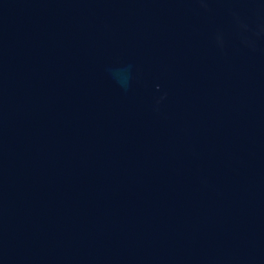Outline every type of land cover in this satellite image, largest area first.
Masks as SVG:
<instances>
[{
  "label": "water",
  "instance_id": "1",
  "mask_svg": "<svg viewBox=\"0 0 264 264\" xmlns=\"http://www.w3.org/2000/svg\"><path fill=\"white\" fill-rule=\"evenodd\" d=\"M0 264H264V0H0Z\"/></svg>",
  "mask_w": 264,
  "mask_h": 264
}]
</instances>
